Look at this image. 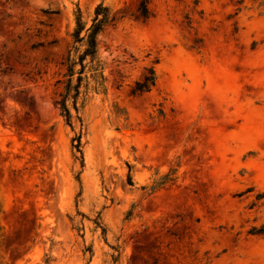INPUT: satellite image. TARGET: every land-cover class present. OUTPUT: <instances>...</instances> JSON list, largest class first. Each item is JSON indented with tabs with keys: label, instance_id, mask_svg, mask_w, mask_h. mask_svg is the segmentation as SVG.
Wrapping results in <instances>:
<instances>
[{
	"label": "rangeland",
	"instance_id": "374dc122",
	"mask_svg": "<svg viewBox=\"0 0 264 264\" xmlns=\"http://www.w3.org/2000/svg\"><path fill=\"white\" fill-rule=\"evenodd\" d=\"M139 3L0 0V264H264V0ZM100 4L106 92L69 126Z\"/></svg>",
	"mask_w": 264,
	"mask_h": 264
},
{
	"label": "trees",
	"instance_id": "16d2710c",
	"mask_svg": "<svg viewBox=\"0 0 264 264\" xmlns=\"http://www.w3.org/2000/svg\"><path fill=\"white\" fill-rule=\"evenodd\" d=\"M150 0H140L138 13L143 19L149 17L148 5ZM113 22L110 17V10L102 4L98 5L94 11L91 25L81 22L80 18L76 20V26L72 34L73 49L70 51L66 60V73L64 75L63 89L59 95L56 105L60 116L65 120L67 125H71V110L77 115L83 110L90 94H104L105 77L104 64L98 55L97 37L103 31L104 27ZM82 32L85 33L81 36ZM155 85V74L151 69L147 74L135 84L133 89L134 95L148 93ZM73 148L79 150L80 138ZM253 234H263L264 225L259 229H253Z\"/></svg>",
	"mask_w": 264,
	"mask_h": 264
}]
</instances>
